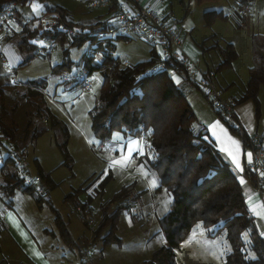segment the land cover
<instances>
[{
  "label": "trees",
  "instance_id": "obj_1",
  "mask_svg": "<svg viewBox=\"0 0 264 264\" xmlns=\"http://www.w3.org/2000/svg\"><path fill=\"white\" fill-rule=\"evenodd\" d=\"M33 1L0 0V9L15 4L18 6L16 17L22 15L23 10ZM42 1H44L41 3L42 13L58 12L69 26L79 29L81 36L79 39L71 40L62 34L43 32L38 25H26L24 22L20 37H18L19 48L34 52L35 46L31 41L37 37L50 38L57 43V46H64L67 40H71L70 46L74 47L87 43L94 50V54L89 56L83 54L82 66L77 68L76 73L80 69H85L86 76L97 72L101 77L98 103L89 112L94 137L100 142H105L114 132H121L126 136H141L145 133L147 135L146 145L149 146L147 150L151 153L149 167L159 179L158 190L165 188L173 198L170 211L159 220L160 232L165 236L167 245L155 251L151 259L144 264H177L176 249L196 224H200L210 238L218 235L225 237L228 247L224 249L223 264H264V239L260 238L256 221L248 210L235 171L216 149L211 138L205 140V136L209 137L207 129L198 123L186 98L185 88L177 86L172 79L175 75L183 76L181 70L177 69L174 74L158 72L151 76H144L142 74L144 69L156 61L154 52L151 53V59L148 61L124 66V63L113 56V51L116 41L129 40L130 37L118 35L105 40H91L88 33L104 28L105 21L77 24L64 7ZM107 1L110 4V11L121 7L120 0ZM219 1L196 0L198 4ZM247 5L250 6L251 13L252 0H239L238 2L237 13L242 19L248 15L241 16L239 12ZM109 10L106 9V15ZM37 16L31 17L33 21L37 19ZM203 16L207 27L216 19L225 17L221 10H210L204 12ZM246 25L247 23L242 22L241 28ZM250 47L252 64L248 71L249 79L244 92L236 100V104L252 100L259 111L258 92L260 88H264V32L251 35ZM200 48L202 54L208 50L205 42L200 45ZM212 48L216 49L221 57L216 71L231 68L237 59L233 45L227 44L224 48L215 45ZM34 54L37 55L36 52ZM95 54L101 55L99 61H95ZM29 61L30 58H27L24 64ZM71 64L66 55V59L60 65L52 67V73H64L71 68ZM183 77L187 85L199 91L185 76ZM74 84L82 85L77 80H74ZM5 100L6 97L0 93V128L12 143L16 129L12 124L6 126L3 122L6 113ZM42 112L39 117L45 115L43 121L48 122L52 129H60L63 141L58 145L64 157L63 164L71 168L72 158L67 150L68 129L48 109L45 113ZM217 114L228 130L246 145L247 135L240 125L233 119L228 120L222 114ZM33 124L34 121H30L26 128L33 130L30 134L32 140L49 130L48 127L39 129L37 124ZM149 129L154 134L150 135ZM11 146L18 149L14 144ZM245 174L248 176L246 170ZM38 175L48 185L53 183L40 168ZM107 181L108 179L103 180L102 186H100L101 183L99 184L96 194L101 195ZM0 182L2 197L11 198L18 189L33 192L30 187L24 185L12 161L4 162L0 167ZM85 192L86 188L80 187L68 194L65 200L71 201L74 198L72 200L74 201L78 195ZM127 198L134 197H131L128 188H124L111 200V204H116L113 212H108L105 203L100 205L102 216L93 234L94 240H101L104 247L113 244L121 245V240L116 235V226L119 212L125 210L120 203ZM41 202L42 198L38 200V204ZM47 202L50 204L49 201ZM89 205V202L75 203L76 207ZM54 225L62 243L74 251L76 244L56 211ZM105 230L106 234L101 236ZM247 253L255 254L257 259L252 262L245 260L244 256ZM79 258L80 264H86L81 253Z\"/></svg>",
  "mask_w": 264,
  "mask_h": 264
},
{
  "label": "crops",
  "instance_id": "obj_2",
  "mask_svg": "<svg viewBox=\"0 0 264 264\" xmlns=\"http://www.w3.org/2000/svg\"><path fill=\"white\" fill-rule=\"evenodd\" d=\"M142 2L145 6L154 8L160 18L168 19L170 17H178L179 19H177L180 22L179 27L182 38V52L184 57L188 60L196 61L202 70L214 71L215 84L221 90L224 91L225 96H231L237 100L242 95L249 79V75H247V77H244V81H238L237 71H232L231 76L227 75V72L230 69L222 70L221 72L216 71V68L221 61V57L218 51L212 48L215 46V43L213 42V44H211L212 40L210 41V38L205 37L204 33V29L206 28L204 25L203 14L204 12L208 11L207 7L210 6V3L201 4L200 6H204V9L201 11V15L194 17L193 13L191 12V9L194 8V4H198L196 0H187V2L185 0H178L176 3L174 2V0H142ZM238 2L239 0H236L237 7ZM33 4L34 2L31 3V5H29L28 7H26L23 10L22 15H17L10 21L8 26L12 30V32H14L12 36L13 39L16 40L18 39V37H20V33L22 31L26 18L32 17L34 15H39L40 8H38L36 12H33ZM122 5L126 6V3L124 2L122 3ZM99 9L103 10L98 12L96 11L95 13L97 14L96 16H93V21L87 23H97L98 21L103 22L106 20V9ZM29 12L32 14L27 15L29 14ZM252 12L253 5L251 13ZM253 23L254 22H252L251 25H253ZM255 31V28L251 31V34H249L248 36L249 39L252 34L263 33L264 26L261 31ZM203 42L206 43V49H208L205 54H202V50L200 48V45ZM148 45L151 49L150 55L152 52H154L157 58V51L153 49L152 45ZM219 46L222 48L225 47L221 45ZM204 58H207L206 61L201 63L200 59L203 61ZM150 59L151 56H149L146 60L148 61ZM146 60H142L140 62H144ZM125 63L131 65V63L124 62V64ZM250 66L251 65L249 63L248 71ZM183 76L175 75L176 79L180 81L179 84L176 83L175 80L173 81L177 86H182L185 88L186 98L196 115L198 123L201 126L206 127L208 135L214 142L218 151L220 148H224L227 151L235 152V146L233 145L232 140H239L241 143V152L237 155L241 160L242 167L245 169V165L248 162V152L245 150L244 143L238 136L232 134L228 130L227 126L222 122V120L219 119L213 111H211L212 106L210 105L209 101L203 95H199L197 93L199 92L198 90H196L190 85H187L184 82ZM12 80L14 81L13 78ZM12 80H10L9 87H7L6 85L0 87V93L3 97H6L5 92L8 93V96H10L12 92L18 93L17 89H14L15 85L13 86ZM18 85L20 84L18 83ZM26 86H28V84ZM258 101L259 104H261L262 108L261 115L260 111H257L255 103L252 100H247L243 103L236 104V106L234 107V115L236 117V120L242 130L247 135V137L256 134L257 132H259V130H261V128L264 129V88L259 89ZM5 116L6 115H4L3 118H5ZM217 123L218 126L216 127L215 132L216 137L219 138L218 141L215 137H212L211 132L208 131V128L212 124ZM78 138H82L83 148L88 149L91 146V141L85 139L84 137H81L80 133L78 134ZM130 141H139L141 146L146 145V139L142 138L141 136H126L121 132H114L110 139L106 140L105 142H99V149L102 151L101 157H90V153L88 154V160L91 159V164L88 165L89 169L86 168V172L82 174V177L78 181L76 179H66L68 181L65 196L71 188L77 190L80 187H87L86 192L88 193V195H90L89 197H91L92 199L90 207L92 212L98 217V220L101 219L102 212L101 209L97 206L101 205V203L106 204L111 199L104 198L105 192L107 190L106 187L103 189L101 195H94L101 181L105 180L104 177L101 176V173L103 172L102 169L104 163L108 164L111 163L113 160H120L122 156L126 155L128 147H131V144L129 143ZM68 146L70 153L75 158L76 151H79L76 142L72 141L71 137L69 139ZM21 151L23 152V156L25 158L24 150ZM144 152L147 154V156H141L134 153L135 158L127 164L121 163L114 165L111 163L113 165V169L117 168L119 172L124 174L123 181H125L124 183L127 186H125V184H120V186L124 185L121 187H128L129 194L131 195V197H134L133 199H135L138 203V209L141 215V219L138 220L135 219L127 210H121L119 212L117 220L118 222L116 226V235L121 240V245L123 239L122 230H124L122 229V227L124 225H126L127 228L132 232L136 230H144L147 232L149 230V225L145 224H149L150 221L159 222V220L170 211L173 202L171 194L165 188H161L158 190L160 186L159 179L149 167V159L151 153L147 150V147H144ZM220 153L235 171L239 184L240 179L244 180V184H240V186L245 198L246 205L248 207L249 212L256 221L259 232L264 231V195H259L254 190L249 177L245 174V171L243 173L237 171V169L231 164L227 152ZM141 165H143V167H141ZM100 166V172L97 173L95 169L96 167ZM72 169H74V167ZM128 172L131 176H138V180L130 177ZM97 177H100V179L98 180ZM93 180H95V183H93ZM20 194L26 195L25 190H16L11 198H6L4 196L0 198V264H80V258L78 259L76 254L74 256H70L60 248H53V246L51 245L54 238H59L56 233L54 221L47 220V223L41 224L38 222L30 221L27 217H25H32V214H29L28 212L24 214V211H26L25 207H23L21 204L16 205L13 202L14 198L21 200ZM43 197L48 198L47 201L50 202V197L48 196V193H45L44 196H40V198L42 199ZM36 198L38 199L39 196L36 195ZM96 200L98 201L97 205L95 204ZM111 207L115 208L116 206L115 204H112ZM114 210L115 209H113L112 212ZM67 211L68 210H65V213H67ZM35 214L40 216L43 214V212H38V210L36 209ZM70 214H74L72 209L70 210ZM58 215L66 226L74 243L78 245L76 239L77 241H81V245L78 246V250L80 251L81 255L83 251L89 249L90 247H93L94 250H98L100 247L101 255L99 257H93V254L95 252L93 250L92 254L87 259H85L86 264H144V262L151 259V256L155 251L167 245L165 236L163 235V233L160 232L159 229L157 230L158 232L156 235L160 240L158 246L152 249H148L146 254H142V257H139L138 254H135L133 262H131L128 258L127 253H124L122 251L121 245L118 246L113 244L104 247L102 246L101 240H94L93 232L97 225L93 228H89V226L87 227V225L80 219L83 225H86H84L86 229H83L81 230V232L74 234L73 231L70 229V218L67 217L69 220L67 222L64 220L62 212H58ZM40 217L42 219H45L42 216ZM49 223H52L55 229L49 230L46 226ZM138 224L144 225L138 226ZM194 228L195 226L191 229V231L176 249V263L223 264L224 249L222 245H220V242L217 241V237H208L202 227L196 229ZM106 232L107 231L105 230L101 234V236H104ZM189 237H192L191 242H189ZM39 239L43 240L44 244H47L48 246L50 245L49 250H51L52 252L51 255H49L45 248H43V246L39 242ZM11 244L15 248L16 252L11 253L7 251V249H10Z\"/></svg>",
  "mask_w": 264,
  "mask_h": 264
},
{
  "label": "rangeland",
  "instance_id": "obj_3",
  "mask_svg": "<svg viewBox=\"0 0 264 264\" xmlns=\"http://www.w3.org/2000/svg\"><path fill=\"white\" fill-rule=\"evenodd\" d=\"M45 1L46 3H52L54 5L56 4L64 7L71 19L77 24L92 22L93 16H96L97 14L95 12L103 10L88 8L87 4L85 2H81L80 0ZM177 1L178 0H174L175 3ZM185 1L187 2V0ZM33 2L38 3L37 5L40 6L38 8L43 10L41 3L44 1L34 0ZM200 5L201 4H194V8L191 9L194 17L200 16L201 11L204 9V6ZM252 5L253 12L244 19H242L237 13L238 8L236 0H220L216 3H210V6L207 7L208 11L221 10L225 17L224 19H216L209 27L205 26V37L210 38L209 40H212L211 44L214 42V45H217L218 47H220L219 45H233L237 53V59L233 62L231 68H229L230 70L227 72V75L231 76L232 71H237L238 81H244V77L249 75L248 64H252L250 39L248 36L254 28L256 30L255 32H258V30L261 31L264 26V0H252ZM39 13L42 14V11ZM31 14L32 13L29 12L27 15ZM242 22L245 24L247 23V25L243 28H241ZM252 22H254L253 25H251ZM204 25H206L205 19ZM5 36L6 33L2 28H0V46L2 45L4 47L2 50L4 59H0V87H3L4 85L9 87L10 80L13 78L15 81V83H13L12 80L13 86L15 85L14 89H17L18 92H12L10 96H8V93L5 92L6 100L4 101V108L6 110V116L3 118V121H6H4L6 126H10L12 124V126L16 129L15 135H13L14 140L12 143L10 141L9 144H14L18 149L24 150L26 158H24L25 163L27 164L31 174L37 175L38 169L40 168L45 176L53 182L51 185H48L45 181L43 183L45 193H48V196L50 197V204L47 202L48 198L44 197L42 202L38 204L40 197L37 199L35 193L32 191H25L27 196L20 194L21 200L14 198L13 202L16 205L21 204L25 207L26 211H24V214L26 212L32 214V217L25 216L30 221L41 224L47 223V220L54 221L55 211L57 213L62 212L65 221L68 222L69 220L67 217L70 218V229L74 234H76L81 232V230L86 229V225H83L78 213L76 214L75 203L80 202L84 204L85 202H89L91 205L92 200L90 199L91 197L89 198L90 195H88L87 192L78 195L74 201H72L74 198L71 199V201L65 200V197L75 190L72 188L69 189L67 195L65 196L68 181L66 179H76L78 181L82 177V174L89 169L88 165L91 164V159L88 160L89 153L90 157L102 156V151L99 149L100 141L93 135L89 117L91 108L98 103L101 77L97 72H93L88 76L91 81L89 90L84 89L83 85L77 86L74 84L73 75L76 73L77 68L82 66V56L88 50L89 46L87 43L74 47L70 46L71 40H67L68 42L64 46H57L56 51L51 54H38L37 50H34L37 54L35 55L32 51L19 48L18 39L15 40L12 36L10 38ZM150 52L151 49L147 43L130 37L129 40L116 41L113 56L118 58L122 63L128 62L136 64L151 56ZM66 55L72 63L71 68L64 73L53 74L52 67L60 65L64 59H66ZM27 58H30V61L24 64V61ZM100 59L101 55L95 54V61H99ZM206 59L207 58H204L203 61L200 59L201 63L205 62ZM7 67H10V70H8ZM5 74L7 75V81L5 80ZM18 83L20 85H18ZM32 83L36 84L32 85ZM25 84L29 85L26 86ZM197 93L202 95L200 92ZM47 109L66 126L69 132V139L71 137L72 141H75L77 144L79 152L76 151V157L74 158L69 150L68 139L67 150L72 158V166L74 169H72L73 167L69 168L63 164L64 157L58 145L63 141L60 129H52L48 122L43 121L45 115H42L41 118L39 117L41 114L40 112L43 111L42 113H45ZM261 110L262 108L260 104V115ZM211 111L218 116L217 112L212 108ZM30 121H34L33 125L37 124L39 129L48 127V132L44 133L37 139L32 140L30 134L33 130L26 129L27 124ZM263 130L264 129L261 128L259 132ZM79 133L81 134V137L91 141V146L88 149L83 148V140L82 138H78ZM109 167L111 168V177L105 185L107 190L104 198H111L110 201L105 204L108 208V212L110 213L113 209H115L114 207H111V200L114 195L122 189L128 187H121L124 185L120 186V184H125V181H123L124 174L119 172L117 168L113 169V165L111 163H104L102 171L108 169ZM100 168L101 166L96 167L95 171L99 173ZM128 174L130 177L138 180V176H131L129 172ZM93 183H95V180H93ZM125 186L127 185L125 184ZM84 188L87 189V187ZM96 191L94 195H97ZM95 204H98L97 200L95 201ZM97 207L100 208V205ZM36 209L38 212H43L40 216L45 219H42L40 216L35 214ZM71 209L74 214H70ZM65 210H68L67 213H65ZM142 225L144 224H138V226ZM145 225H149V230L147 232L144 230H136L132 232L126 225L122 227L125 231L122 230L123 239L121 245L122 247H120L124 253H127L131 262H133L135 254L142 257V254H146L148 249L155 248L159 244L160 240L156 236L158 232L157 230L160 229L159 222L150 221L149 224ZM46 226L49 230L55 229L52 223H49ZM196 228H201V225L196 224L194 229ZM217 241L220 242L223 249H225L228 245L223 235H218ZM39 242L48 254L51 255L52 252L49 250L50 245L48 246L47 244H44L41 239H39ZM76 242L78 245H76V248L73 249L74 252L70 251L59 238H54L51 245L53 248H60L70 256H74L76 254L79 259L80 252L78 250V246L81 245V241H77L76 239ZM7 251L11 253L16 252L12 244L10 249H7ZM94 251L93 257H99L101 255L100 247L98 250Z\"/></svg>",
  "mask_w": 264,
  "mask_h": 264
},
{
  "label": "built area",
  "instance_id": "obj_4",
  "mask_svg": "<svg viewBox=\"0 0 264 264\" xmlns=\"http://www.w3.org/2000/svg\"><path fill=\"white\" fill-rule=\"evenodd\" d=\"M85 2L88 8L109 10L110 4L107 0H80ZM126 3L123 6L122 3ZM121 7L109 10L105 20L104 28L96 29L88 33L91 40H105L114 36H127L138 39L152 45L157 51V58L154 64L146 67L143 71L144 76H151L158 72L165 71L174 74L180 69L183 75L194 84L199 91L208 99L212 108L217 113L222 114L228 120L237 122L234 115L236 99L231 96H225L214 81L215 73L212 70H202L196 61L188 60L182 52V38L180 34V22L175 17L168 19L160 18L156 10L147 7L142 0H120ZM17 5L13 4L0 9V28L6 33L5 37H11L12 30L9 28L10 21L15 17ZM250 6L242 7L239 12L241 16H247L250 13ZM33 21L31 17L26 18V25H38L40 30L50 34H62L71 40L79 39L81 34L79 29L69 26L58 12L42 13ZM34 40V39H33ZM35 40H43L44 46L34 45L38 54H51L57 49V43L46 37H37ZM3 46H0V59H4ZM94 54V50L88 46L85 55ZM128 66V64H124ZM10 70V67H7ZM85 69L73 75V79L80 81L84 89L89 90L91 81L85 75ZM238 124V122H237ZM146 138L144 134L142 136ZM10 138L5 136L0 128V167L6 161H12L17 168L19 176L23 179L24 185L34 190L37 196H44L42 178L30 173L21 150L13 148L10 144ZM245 150L253 154L252 163L245 165L250 182L254 190L259 195H264V130L247 137ZM2 184L0 182V198L2 197ZM120 205L124 207L135 219L140 220L141 215L138 209V203L133 198L123 200ZM81 220L89 227L93 228L99 223L98 217L92 212L91 207H77ZM90 247L82 252V257L87 259L93 252Z\"/></svg>",
  "mask_w": 264,
  "mask_h": 264
},
{
  "label": "snow or ice",
  "instance_id": "obj_5",
  "mask_svg": "<svg viewBox=\"0 0 264 264\" xmlns=\"http://www.w3.org/2000/svg\"><path fill=\"white\" fill-rule=\"evenodd\" d=\"M38 7H40V6L34 3L32 5V11L36 12ZM31 43L33 45H39L41 47L44 46V41L43 40H35L34 39V40L31 41ZM172 79L175 80L176 83H178V84L180 83V81L177 80L175 76H173ZM5 80L7 81V75L6 74H5ZM13 83H15V81H13ZM217 126H218V123L217 124H212L208 128V131H210L211 134H212V137H215L216 140L218 141L219 138L216 137V132H215V129H216ZM148 133L150 135L154 134L151 129L148 130ZM209 138L210 137L205 136V140H207ZM129 143L131 144V147H128L127 154L122 156L120 160H113L111 162L112 164H114V165L115 164H121V163L127 164V163L131 162V160H133L135 158L134 157V153L138 154V155H141V156H147V154L144 152V147H149V146H147V145L141 146L139 141H130ZM232 143L235 146V152L227 151L224 148H220L219 151L220 152H227V155L230 158L231 164L237 169L238 172L243 173L245 171V169L242 167L241 160H240V158L237 155L238 153L241 152V143H240L239 140H236V139H233ZM252 157H253V154L251 152H248L247 153V159H248V163L249 164L252 163ZM141 167H143V165H141ZM101 176H103L104 179H109L111 177V168L109 167L107 170L103 171L101 173ZM97 179L99 180L100 177H97ZM102 183H103V181H101L100 186H102ZM240 184L241 185L244 184V180L243 179H240ZM259 235H260L261 239H264V231H261L259 233ZM191 239H192V237H189V242H191ZM229 251H231V250L229 249ZM244 259L249 261V262H252V261H255L257 259V257H256L255 254L247 253L244 256Z\"/></svg>",
  "mask_w": 264,
  "mask_h": 264
},
{
  "label": "bare ground",
  "instance_id": "obj_6",
  "mask_svg": "<svg viewBox=\"0 0 264 264\" xmlns=\"http://www.w3.org/2000/svg\"><path fill=\"white\" fill-rule=\"evenodd\" d=\"M89 55H92V54H89ZM89 55H87V56H89ZM162 72H165V71H162ZM143 74V73H142ZM80 82V81H79ZM81 83V82H80ZM145 134V133H144ZM144 134H142L141 135V137L144 135ZM146 135V134H145ZM143 138V137H142ZM146 138H147V135H146ZM146 138H144V139H146ZM39 176V175H38ZM33 190V189H32ZM34 191V190H33ZM40 197V196H39Z\"/></svg>",
  "mask_w": 264,
  "mask_h": 264
}]
</instances>
